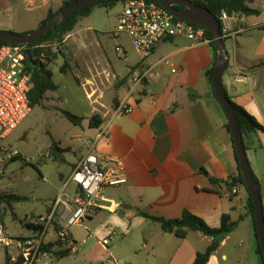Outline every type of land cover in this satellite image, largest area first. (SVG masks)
<instances>
[{
	"label": "crops",
	"instance_id": "crops-1",
	"mask_svg": "<svg viewBox=\"0 0 264 264\" xmlns=\"http://www.w3.org/2000/svg\"><path fill=\"white\" fill-rule=\"evenodd\" d=\"M52 1L0 0V16L10 18L16 14L37 13L39 19L45 20L50 10L57 11L53 9ZM245 2L258 13L227 15L232 35L224 39L229 65L222 76V85L230 101L264 127V0ZM3 28L19 33L26 31L15 19ZM91 31H95L94 36ZM98 33L102 32L83 26L65 38L75 45L77 39H87V49H78L91 54L92 64L87 68L93 81V77H97L101 83L98 69L108 71L107 66L122 78L136 67L151 72L139 94L127 96V78L114 87L108 101V95L103 103L99 101L101 110L92 105L91 115H100L102 125L110 118L113 98H117L118 104H127L131 110L127 115L110 119L103 137L99 136L102 125L84 132L86 140H76L78 153L70 160L68 172L58 174L56 193L90 146L93 153L119 160L126 176V183L104 187L97 211L82 226L70 228L72 239L76 243L84 241V244L80 246L81 251L80 247L75 252L69 250L68 256L75 254V261L94 260L98 264H192L212 238L190 232L184 239H179L163 232L158 223L140 214L175 219L188 211L211 228L220 226L223 214H230L233 219L243 217L206 264H261L247 207L248 193L241 186H235L234 194H229L226 188V182L235 177L237 171L230 136L225 129L227 120L205 75L213 61L209 42L193 43L182 37L169 39L146 57L137 54L131 45L118 44L127 56V64L119 68L109 59L108 62L104 60L105 48ZM118 38L114 37L115 40ZM165 62L177 67L178 71H172ZM189 90L193 91L192 98ZM77 137H81L80 134L74 136ZM243 140L246 152L253 154L248 162L259 184L264 216V134L248 133ZM61 155V163H67ZM211 179L219 183L214 184ZM74 188L70 184L67 192L71 194ZM48 208L46 206L32 216L44 215ZM29 233L24 222L21 235ZM103 239L108 241L106 246L100 244ZM97 249L103 254L98 255ZM60 251L67 249L53 245L44 255L56 256L55 253Z\"/></svg>",
	"mask_w": 264,
	"mask_h": 264
},
{
	"label": "built area",
	"instance_id": "built-area-1",
	"mask_svg": "<svg viewBox=\"0 0 264 264\" xmlns=\"http://www.w3.org/2000/svg\"><path fill=\"white\" fill-rule=\"evenodd\" d=\"M118 4L121 10L116 15L114 37L124 35L128 38L134 51L142 57L148 56L160 43L174 38H185L193 43L207 41L204 28L175 18L167 10L147 0H122ZM223 39L230 37L228 17L222 12L219 16ZM23 46L4 45L0 47V141L4 140L31 112L29 102L30 76L26 71L24 60L26 53ZM117 57L124 58L125 51L120 45L115 46ZM165 64L170 65L169 62ZM172 71L177 67L170 65ZM150 69H135L128 82L127 96L141 92L148 80ZM131 108L119 104L112 109L110 118L105 121L99 132L103 137L107 133L112 118L127 115ZM79 142H85L81 137ZM88 146V144H87ZM8 157H16L18 151L6 148ZM126 183V176L119 160L98 155L91 147L78 159L70 175L63 181L52 200L49 211L44 215L25 217L26 224L31 226V234L24 237H13L0 216V248L8 253L11 264H36L44 255L43 246L60 243L64 249L75 252L84 244L76 243L70 228L82 226L99 208L100 193L104 187ZM74 185L70 194L67 187ZM236 193L235 187L229 194ZM91 236L88 235V238ZM107 239L100 244L106 246Z\"/></svg>",
	"mask_w": 264,
	"mask_h": 264
},
{
	"label": "rangeland",
	"instance_id": "rangeland-1",
	"mask_svg": "<svg viewBox=\"0 0 264 264\" xmlns=\"http://www.w3.org/2000/svg\"><path fill=\"white\" fill-rule=\"evenodd\" d=\"M52 2L53 9L58 11L61 0ZM120 10V4H116L110 9L94 7L89 16L81 19L82 24L78 22L70 33L83 26H90L92 29L101 31L102 33H98V38L105 48L104 60L108 62L107 59H109L117 67L124 68L127 64V56H125L126 61L123 57H117L115 46L117 44L129 46L130 42L124 35H119L116 40L113 35V29L116 26L115 18ZM13 19L24 27L23 29L26 31L23 33L34 31L43 20L37 17V13L16 14L15 17L11 16L10 18L0 16V31H8L3 26L11 25ZM9 32L22 34L18 31ZM94 32L91 31L90 34L94 36ZM65 38L64 46L70 57L69 68L66 69V72L63 74L59 71L63 64L61 57L56 60L43 61L53 74L52 81L58 86L57 91L47 92L43 104L34 107L22 123L4 140L0 141V195H12L21 199L20 202L10 201V205L4 203L0 205L2 211L0 216L5 222L8 233L12 236L19 232L21 235L24 232L26 216L50 206L56 195L55 186L58 184V174L68 172L70 160L78 153L76 147L78 143L74 136L80 134L81 138L86 140L84 132L89 131L88 118L91 116L93 106L101 110L102 106L99 101L103 103L107 95L106 100L108 101L109 94L114 90L116 83L122 79V76L111 69L109 70V66H107L108 71L98 69L99 75L102 77L101 83L98 82L97 77H93V81L87 68L92 64L91 54L90 52H79L78 49V47H81V50L87 49V39L79 38L75 45L71 43L70 39L65 41ZM96 63L95 65L98 66L99 62ZM63 111L87 119L83 120L80 126H74L63 116ZM54 144L59 148L68 149L63 153L67 163H60L52 159L54 155L51 147ZM6 148L18 151V155L12 158L8 157L5 152ZM246 154L248 160L249 157L252 159L251 152H246ZM58 249L55 248V250ZM97 251L98 255L103 254L100 249ZM5 256V250L0 248V264H5ZM75 256V254H71L58 259L52 254H46L40 256L36 264H98L94 260L87 263L83 259L75 261Z\"/></svg>",
	"mask_w": 264,
	"mask_h": 264
},
{
	"label": "trees",
	"instance_id": "trees-1",
	"mask_svg": "<svg viewBox=\"0 0 264 264\" xmlns=\"http://www.w3.org/2000/svg\"><path fill=\"white\" fill-rule=\"evenodd\" d=\"M76 0H64L62 3V6L60 7L63 8L67 5L72 4ZM122 0H104L97 2L93 5H90L88 7H85L81 10H78L72 14H70L65 21L62 23L54 26L49 32H47L44 36H42L38 41H36L33 44L30 45H19L23 46L25 49V60H24V65L26 68V71L28 72L30 76V90L28 93L29 96V102H30V107L31 110L34 107L41 106L43 104V101L46 99V93L47 92H55L58 89V86L53 83L52 81V72L51 70L47 69L46 65L43 63L44 60H56L58 57L62 58L63 64L60 67L59 71L60 73H65L66 69L69 68L68 60H70V57L67 53V50L65 49L64 46V38L76 27L78 22L89 16L93 10L94 7H102L105 9H110L114 7L116 4H118ZM150 2H154L152 0H147ZM192 2L193 4L206 8L211 14H213L218 20L219 16L222 12H224L226 15H231L232 13H237V14H242L246 16L250 15H256L258 12L254 9L249 8L246 5L245 0H188ZM156 3V2H154ZM157 4V3H156ZM158 5V4H157ZM55 12L54 11H49L47 13V16L45 19L50 18ZM220 22V21H219ZM221 27V33L222 32V26ZM204 38L209 42V45L213 49V61L211 67L205 72V75L207 76L210 87L212 90V85H211V76L215 67L216 59H217V49H216V44L215 41L212 37V34L209 33L204 29ZM4 45H16V44H9L5 42H0V47ZM29 54V56L27 55ZM137 68V67H136ZM135 70L132 69L129 72V75L127 77L122 78L119 80L115 87L120 86L122 83L126 81V79L130 78L132 72ZM127 79V80H128ZM128 90V86H127ZM213 92V91H212ZM193 91L189 90V96L192 98L193 97ZM213 97L216 99V96L213 93ZM227 97V95H226ZM229 100L236 119L238 123V128L239 131L244 137L248 133H256L260 132L264 134V127L259 124L254 117L249 115L245 110H243L241 107L237 106L233 102L230 101V99L227 97ZM218 102V100L216 99ZM219 103V102H218ZM118 101L117 98H113L112 100V106L113 109L118 107ZM220 105V104H219ZM221 107V106H220ZM221 110L223 111L222 107ZM63 116L74 126H80L83 120L86 118L84 117H78L75 116L67 111L62 112ZM223 114L225 116V113L223 111ZM226 118V116H225ZM102 125V119L101 116L98 114H93L88 118V127L89 128H99ZM225 129L227 133L230 136L231 140V148H232V155H233V160L235 162L236 166V175L235 177L231 178L229 181L226 182V188L230 191L232 187L235 186H241L245 191L246 187L239 169L238 165V160L234 151L233 147V142L231 139L230 131H229V126L226 122L225 124ZM244 142V140H243ZM245 151L247 150L246 146L244 145ZM52 154L54 157L52 158L54 161H59L61 163L62 155L66 150L59 148L57 145H53L51 147ZM14 159V158H13ZM59 159V160H58ZM202 172L205 173L204 170ZM255 178V177H254ZM256 180V179H255ZM211 181L214 184H218L219 181H216L214 179H211ZM10 201L14 202H20L21 199L12 195L9 196H3L0 195V205L2 203L6 205H10ZM247 207L248 211L251 217L252 221V226L254 229V234H255V224H254V207L253 203L251 201L250 196L248 195V200H247ZM49 211V208L46 212ZM1 208H0V213H1ZM142 216H144L147 219H150L156 223H158L162 229L163 232L168 233V234H173L175 237L179 239H184L190 232H199L207 237L212 238L211 243L208 245V247L205 249L204 252L198 253L193 261L192 264H206L210 258V256L217 250V248L220 245V242L230 233L232 230L238 225V223L243 219L242 216H240L237 219H233L230 214H223L221 217V223L218 228H211L207 226L203 220H201L199 217L191 214L188 211H184L182 215L179 218L175 219H165L161 217H154V216H149L144 213H140ZM2 218V216H1ZM3 220V218H2ZM4 222V220H3ZM26 223V221H24ZM5 224V222H4ZM28 225V224H26ZM28 228L30 230L31 234V226L28 225ZM28 234V235H29ZM19 237H24L22 235H19ZM256 237V236H255ZM53 245H61L60 243L56 244H48L43 246V251L44 252H49L50 249L53 247ZM69 250L67 251H60L55 253V255L58 258H63L69 255ZM256 254L259 257V261L261 264H263L262 260V253L258 245V241L256 239ZM5 264H11L9 261V256L8 254L5 256Z\"/></svg>",
	"mask_w": 264,
	"mask_h": 264
},
{
	"label": "water",
	"instance_id": "water-1",
	"mask_svg": "<svg viewBox=\"0 0 264 264\" xmlns=\"http://www.w3.org/2000/svg\"><path fill=\"white\" fill-rule=\"evenodd\" d=\"M100 1L104 0H76L72 4L56 11L50 18L43 20L34 31L28 33L17 34L9 31H0V42L16 45L33 44L47 32H49L54 26L65 21V19L70 14ZM152 1L156 2L162 8L167 10L175 18L204 28L206 31L212 34V37L215 41L217 49V59L211 76L212 91L225 113L231 139L233 142L234 151L238 160L239 169L247 193L253 203L255 236L262 253V260L264 264V216L259 193V184L255 180L251 171L247 154L244 148L243 137L239 131L234 110L226 97L222 85V76L229 65V55L226 50V42L222 37L220 22L206 8L197 6L188 0ZM176 6H182L183 8L178 10L175 8ZM27 55L29 56V54Z\"/></svg>",
	"mask_w": 264,
	"mask_h": 264
},
{
	"label": "flooded vegetation",
	"instance_id": "flooded-vegetation-1",
	"mask_svg": "<svg viewBox=\"0 0 264 264\" xmlns=\"http://www.w3.org/2000/svg\"><path fill=\"white\" fill-rule=\"evenodd\" d=\"M175 8L178 9V10H180V9H182L183 7H182V6H176Z\"/></svg>",
	"mask_w": 264,
	"mask_h": 264
}]
</instances>
